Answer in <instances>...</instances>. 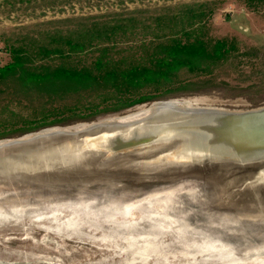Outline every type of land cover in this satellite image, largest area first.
I'll return each instance as SVG.
<instances>
[{
	"label": "water",
	"instance_id": "95a60500",
	"mask_svg": "<svg viewBox=\"0 0 264 264\" xmlns=\"http://www.w3.org/2000/svg\"><path fill=\"white\" fill-rule=\"evenodd\" d=\"M0 264H264V107L162 101L1 144Z\"/></svg>",
	"mask_w": 264,
	"mask_h": 264
},
{
	"label": "rangeland",
	"instance_id": "374dc122",
	"mask_svg": "<svg viewBox=\"0 0 264 264\" xmlns=\"http://www.w3.org/2000/svg\"><path fill=\"white\" fill-rule=\"evenodd\" d=\"M72 2L50 3L40 13L0 2V66L10 62L11 49L35 54L41 49L63 48L68 40L85 48L75 47L66 58L50 56L37 64L89 67L102 57L123 65H150L155 44L169 37L211 45L225 42L227 52L219 60L197 63L196 72L182 68L160 79L158 91L146 87L126 96L114 89L60 96L58 91L28 90L6 79L0 83V145L45 129H62L162 101L227 111L264 107V0ZM118 96L147 101L117 113H100L105 107L121 105ZM89 115L94 117L86 118ZM39 125L50 126L22 134Z\"/></svg>",
	"mask_w": 264,
	"mask_h": 264
},
{
	"label": "trees",
	"instance_id": "16d2710c",
	"mask_svg": "<svg viewBox=\"0 0 264 264\" xmlns=\"http://www.w3.org/2000/svg\"><path fill=\"white\" fill-rule=\"evenodd\" d=\"M61 47L63 48L41 49L35 54L25 49H11L10 62L5 66H0V83L11 79L18 87L28 90L58 91L56 94L60 96L94 89L99 91L114 89L118 91V94H123L121 96H126L146 87H153V91H158L161 87L160 79H166L182 68H186L188 73L196 72L198 69L194 66L197 63L212 60L215 57L219 60L227 52L225 42L218 41L211 45L197 39L188 38L182 41L176 37H169L155 44L150 65H123L121 61H103L102 57L95 60L89 67L37 64V60L50 56L66 58L70 56L73 48L77 47L82 51L85 45L68 40ZM64 47L69 48V51L63 50ZM145 100L146 98L143 97L119 99L118 96L117 104L121 105L109 109L105 107L100 110V113H117L145 104L147 101ZM93 117L89 115L86 118ZM82 119L85 118L80 120ZM48 126L50 125H39L34 129L30 127L32 129L23 130L25 133L22 134Z\"/></svg>",
	"mask_w": 264,
	"mask_h": 264
},
{
	"label": "crops",
	"instance_id": "0c3cea01",
	"mask_svg": "<svg viewBox=\"0 0 264 264\" xmlns=\"http://www.w3.org/2000/svg\"><path fill=\"white\" fill-rule=\"evenodd\" d=\"M69 1L70 3H73L72 1H80V0H0L2 5L10 6V4L12 5V2H13L18 7L25 6L27 7L28 10H31L35 13H40L45 8L51 7L50 3H52L53 5L58 2H59V5L64 4V3L70 4L68 3Z\"/></svg>",
	"mask_w": 264,
	"mask_h": 264
},
{
	"label": "bare ground",
	"instance_id": "6f19581e",
	"mask_svg": "<svg viewBox=\"0 0 264 264\" xmlns=\"http://www.w3.org/2000/svg\"><path fill=\"white\" fill-rule=\"evenodd\" d=\"M172 102H178V103L189 104L188 102H181V101H172ZM190 105H191V104H190Z\"/></svg>",
	"mask_w": 264,
	"mask_h": 264
}]
</instances>
